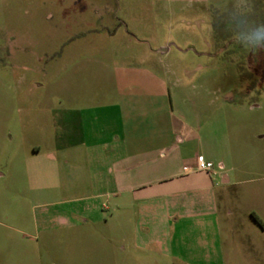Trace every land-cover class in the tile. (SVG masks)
Returning a JSON list of instances; mask_svg holds the SVG:
<instances>
[{"label":"rangeland","instance_id":"rangeland-1","mask_svg":"<svg viewBox=\"0 0 264 264\" xmlns=\"http://www.w3.org/2000/svg\"><path fill=\"white\" fill-rule=\"evenodd\" d=\"M258 29L264 0H0V264H264L252 216L264 224ZM128 85L151 94L146 112L177 137L200 138L197 148L168 137L152 179L209 159L212 196L139 203L125 176L111 195L103 176L116 155L90 144L116 129L111 109L96 107L122 103L129 115ZM70 138L87 144L58 148ZM181 177L154 187L196 183Z\"/></svg>","mask_w":264,"mask_h":264},{"label":"crops","instance_id":"crops-1","mask_svg":"<svg viewBox=\"0 0 264 264\" xmlns=\"http://www.w3.org/2000/svg\"><path fill=\"white\" fill-rule=\"evenodd\" d=\"M125 88H127V93H123V101L127 102L126 104L128 107L129 115L127 114V118L123 119L121 110L122 103H114L111 105L96 107L101 111L111 109V114L114 115L112 117H114L116 120V129H114V131L108 136L107 139H109V141L106 142V145L102 146L101 143L99 145L98 143H93L99 138L100 140H105V138H102V134L98 133L93 134L92 140L94 141L90 144L94 147L98 146L99 151H102L101 153L106 152L105 154L109 153L116 155V159H114L111 163L113 167L107 166L105 169L109 172H106V170H104L105 175L103 176L106 183L109 180L110 185H113L112 187H115L111 191V195H121V191L118 188V181L119 178L125 176L124 179H127L126 182L130 184L129 188L127 187L126 191L129 193L131 192L133 201L139 203L146 204L151 200L171 198V194L188 195L194 192H209V194H211L212 196L213 189L215 188L213 177L215 176L216 172L213 170H198V168L193 171L189 170L193 166L192 164H195V158L192 161L187 158H183L180 160L179 167L182 168L180 169L182 175L176 174L173 177L163 178L157 176L156 178L152 179L153 177H151L150 175V172H152L151 163L156 156L160 157L162 150L168 146L165 145V141L168 137L169 144L173 147H176L175 142L181 144L185 142L186 138L192 137L196 141L197 148L200 138L198 134L193 133L192 130L187 134V136L177 137L173 124H171V122L165 121V117L161 119L160 117L152 116L148 112H146L145 107L150 104V102H148L149 98L151 97L150 93H136L132 85L125 86ZM123 90L125 91L124 88ZM136 98H138L139 102L135 101ZM159 103L162 104L165 102ZM136 107L142 108L140 113L139 111L136 113ZM129 108H132V110L130 109L129 111ZM160 122H163L162 125ZM161 126L163 127L161 128ZM176 137L178 138L177 141H175ZM71 139L72 138L64 142L65 144L63 143V146L58 148H62V150H68L72 147L77 148L81 145L87 144L81 140L74 142ZM152 154H155V156L153 158H150ZM49 157L54 159V154L49 153ZM161 158H163V156H161ZM207 161L210 160L208 159ZM123 162L127 163L126 169H123L121 167V163ZM222 166L223 165H221V167ZM156 167L157 168L154 169L155 171H164L166 170L167 166L166 164H164L163 166L157 165ZM115 170L116 173H113ZM124 170H126V175H124L125 173H123ZM177 176H182L180 178L181 180L185 179L189 180L188 182H196L197 184L195 183L196 185H189L190 187L178 184L174 189L170 190H163L159 187L155 188L156 185H160L164 181V179L168 180L169 178H173L174 180V177L176 178ZM222 179L225 183L230 182V177L228 176V174H223ZM119 186H122V184ZM151 188L154 189L152 190ZM107 193L108 192H104L103 194ZM175 220L177 221V217L175 218Z\"/></svg>","mask_w":264,"mask_h":264},{"label":"clouds","instance_id":"clouds-1","mask_svg":"<svg viewBox=\"0 0 264 264\" xmlns=\"http://www.w3.org/2000/svg\"><path fill=\"white\" fill-rule=\"evenodd\" d=\"M249 39L251 42L264 44V29L254 30Z\"/></svg>","mask_w":264,"mask_h":264},{"label":"built area","instance_id":"built-area-1","mask_svg":"<svg viewBox=\"0 0 264 264\" xmlns=\"http://www.w3.org/2000/svg\"><path fill=\"white\" fill-rule=\"evenodd\" d=\"M213 167V163L211 161H204L200 159L197 162V168L200 170H209Z\"/></svg>","mask_w":264,"mask_h":264},{"label":"trees","instance_id":"trees-1","mask_svg":"<svg viewBox=\"0 0 264 264\" xmlns=\"http://www.w3.org/2000/svg\"><path fill=\"white\" fill-rule=\"evenodd\" d=\"M253 219L258 222L260 225L264 227L263 222L261 221L260 217H258L256 214L252 213Z\"/></svg>","mask_w":264,"mask_h":264}]
</instances>
